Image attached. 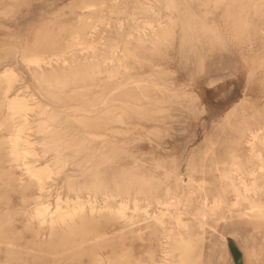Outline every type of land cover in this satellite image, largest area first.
<instances>
[{"label": "rangeland", "instance_id": "obj_1", "mask_svg": "<svg viewBox=\"0 0 264 264\" xmlns=\"http://www.w3.org/2000/svg\"><path fill=\"white\" fill-rule=\"evenodd\" d=\"M0 77V264H264V0H0Z\"/></svg>", "mask_w": 264, "mask_h": 264}, {"label": "bare ground", "instance_id": "obj_2", "mask_svg": "<svg viewBox=\"0 0 264 264\" xmlns=\"http://www.w3.org/2000/svg\"><path fill=\"white\" fill-rule=\"evenodd\" d=\"M86 6V5H85ZM2 73H4V75H8L9 73H11V72H9V69L7 68V69H5L4 71H2ZM4 77V76H3ZM1 78V77H0ZM11 80V79H10ZM5 82V81H4ZM29 105V104H28ZM28 105H27V103H26V100H25V98H23V97H20L19 95H15L14 97H12L11 99H10V106L13 108V110L14 111H16L17 113H23L24 111H26L29 107H28ZM11 120H13V119H11ZM18 136V135H17ZM17 136H16V138H17ZM20 138V137H19ZM19 138H17V139H19ZM22 138V137H21ZM14 139V138H13ZM16 139V140H17ZM17 145V144H16ZM24 152V151H23ZM29 153V152H28ZM9 154H11V153H9ZM47 170H48V166L47 165H45V166H41V167H37V168H33L32 169V171H33V173L35 174V175H38L37 177H39V179L41 180V179H43V174H46L47 173ZM50 173V172H49ZM33 176V175H32ZM166 204H168V203H166ZM44 205H46V204H44ZM38 206V207H36V210H35V212H36V216H38L40 219H41V221H45L46 219V213H47V206ZM57 206V205H56ZM58 209H59V207H58ZM67 209H69V208H67ZM34 210V209H33ZM71 210V209H70ZM69 210V211H70ZM74 210V209H73ZM122 210V209H121ZM53 211V210H52ZM57 211V210H56ZM68 211V212H69ZM75 211V210H74ZM94 211V210H93ZM118 211V210H117ZM65 212V211H64ZM51 213V212H50ZM62 213V212H61ZM62 214H65V213H62ZM68 214H70V212L68 213ZM67 214V215H68ZM66 215V214H65ZM121 215H122V213H121ZM49 218H50V216H49ZM178 219V218H177ZM52 221V220H51ZM180 222V221H179ZM51 224V223H50Z\"/></svg>", "mask_w": 264, "mask_h": 264}]
</instances>
